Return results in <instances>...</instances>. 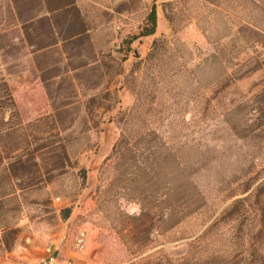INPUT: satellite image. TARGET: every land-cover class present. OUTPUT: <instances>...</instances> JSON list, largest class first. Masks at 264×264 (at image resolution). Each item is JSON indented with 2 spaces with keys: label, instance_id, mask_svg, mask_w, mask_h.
<instances>
[{
  "label": "rangeland",
  "instance_id": "1",
  "mask_svg": "<svg viewBox=\"0 0 264 264\" xmlns=\"http://www.w3.org/2000/svg\"><path fill=\"white\" fill-rule=\"evenodd\" d=\"M65 1L0 0V149L59 132L71 159L65 174L40 188L0 192V253L18 238L44 236L77 250L83 258L67 255L77 264H264L253 207L228 211L264 174V45L253 51L232 42L226 57L236 64L225 69L206 61L225 27L221 10L204 0H73L88 38L73 44L79 54L70 64L61 41L38 49L22 32L30 21L36 43L47 35V18L62 28L75 12L50 9ZM153 4L158 26L145 36ZM156 37L165 40L148 57ZM251 55L262 64L238 77ZM123 112L135 115L133 130L156 131L172 153L158 191L116 180L113 161H105ZM150 194L162 202L149 204L136 225L135 197ZM7 224L14 232H4Z\"/></svg>",
  "mask_w": 264,
  "mask_h": 264
},
{
  "label": "trees",
  "instance_id": "2",
  "mask_svg": "<svg viewBox=\"0 0 264 264\" xmlns=\"http://www.w3.org/2000/svg\"><path fill=\"white\" fill-rule=\"evenodd\" d=\"M49 6V0H41ZM209 6L219 8L221 21L225 31L214 39V52L206 61L215 62L223 68L236 64L231 57H226L227 47L234 42L236 45L251 48L257 51L258 46L264 45V0H204ZM169 3H164V6ZM146 17V24L142 35H152L156 32L157 25V8L155 4L151 6ZM75 12L73 20L64 23L63 27L57 30L58 22L47 18V35L40 37L39 42L33 43L30 39V21L22 25L24 40L28 45L35 44L38 49H44L62 42L63 52L67 53L66 58L70 64L79 52L75 50V43L78 40L88 38L87 29L84 21L80 17L79 11L73 0H67L61 5L50 9V12L59 10H72ZM166 19L171 22V17L164 8ZM223 12V13H222ZM46 19V18H45ZM44 20V19H42ZM32 25V24H31ZM64 28V29H63ZM64 30V31H63ZM208 37L207 33L205 35ZM209 38V37H208ZM165 39L156 37L153 39L148 57L155 55L156 49L160 42ZM227 40V41H225ZM35 42V41H34ZM211 42V41H210ZM68 45H73L68 47ZM68 47V48H67ZM139 64L137 61L136 65ZM244 64L246 67L241 69L237 76L256 70L262 64V60L255 56H248ZM135 67V65H134ZM77 67H73L76 69ZM133 70V68H132ZM123 70L120 67L119 73ZM7 91V90H5ZM0 95H3L0 94ZM98 100L97 96H92L87 100L88 112H91L92 104ZM134 111L137 105H134ZM126 118L121 133L113 144L111 152L106 156L105 161H113L118 170L116 180L123 182L129 181L134 187L143 189L151 188L153 192L158 191L160 186V169L168 160H172V153L166 147L162 137L154 130L146 132L135 131L131 127V122L136 118L133 113L123 112ZM51 137L57 139H46L43 143L28 145L26 148H15L11 150L0 149V192L3 189L18 192L26 191L30 188H40L43 184L51 182L55 177L65 174L67 167L70 166V156L66 148L67 140L59 132L54 133ZM41 161L44 163L42 164ZM134 168V172L128 175V168ZM81 180L85 183L86 170H79ZM255 184V185H254ZM249 193L244 197L236 199L228 211L233 212L237 207L252 206L259 223L256 231L257 237L264 235V174L256 179V182L246 185L243 192ZM145 194V193H143ZM141 201V213L129 217L133 223H143L149 215V204L161 203L156 195H143L135 197ZM155 203V204H154ZM148 204V206H147ZM71 210L67 207L61 209L62 217L66 218ZM4 226V232L12 233L14 228L10 224ZM5 249L10 248L9 242L2 241Z\"/></svg>",
  "mask_w": 264,
  "mask_h": 264
},
{
  "label": "crops",
  "instance_id": "3",
  "mask_svg": "<svg viewBox=\"0 0 264 264\" xmlns=\"http://www.w3.org/2000/svg\"><path fill=\"white\" fill-rule=\"evenodd\" d=\"M65 208V207H63ZM66 218H69V214ZM11 250L0 253V264H38L42 257L47 254V248H50L56 258V264H63L68 258L67 255H79L78 251L70 248L68 244L62 243L57 239L52 243L42 236L41 238H32L31 236L16 239ZM79 258L84 256L79 255ZM79 263L81 262L78 259Z\"/></svg>",
  "mask_w": 264,
  "mask_h": 264
},
{
  "label": "built area",
  "instance_id": "4",
  "mask_svg": "<svg viewBox=\"0 0 264 264\" xmlns=\"http://www.w3.org/2000/svg\"><path fill=\"white\" fill-rule=\"evenodd\" d=\"M76 242H77L76 243L77 247L79 248L83 247L84 244L82 238H78ZM38 264H56V258L50 248H47V254L44 257H42L41 261H39ZM63 264H77V263H75V261H72L71 259H67Z\"/></svg>",
  "mask_w": 264,
  "mask_h": 264
}]
</instances>
